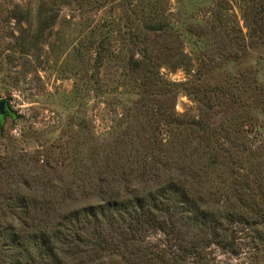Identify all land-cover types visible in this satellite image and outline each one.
Masks as SVG:
<instances>
[{
	"label": "trees",
	"instance_id": "1",
	"mask_svg": "<svg viewBox=\"0 0 264 264\" xmlns=\"http://www.w3.org/2000/svg\"><path fill=\"white\" fill-rule=\"evenodd\" d=\"M127 1L122 30L131 53L122 69L141 71L126 90L133 96L127 115L113 131L74 135L57 168L43 164L34 177L21 169L26 178L7 185L0 264H210L213 247L239 252L242 232L264 246V134H246L249 119L236 123L250 108L242 87L234 94L228 84L240 76L243 55L264 46V0H242L247 35L221 0H175L155 19L137 15L135 27ZM189 57L187 82L162 78L163 66ZM102 59L97 51L95 72ZM214 71L225 83L212 84L221 80ZM182 93L204 117L177 115Z\"/></svg>",
	"mask_w": 264,
	"mask_h": 264
},
{
	"label": "rangeland",
	"instance_id": "2",
	"mask_svg": "<svg viewBox=\"0 0 264 264\" xmlns=\"http://www.w3.org/2000/svg\"><path fill=\"white\" fill-rule=\"evenodd\" d=\"M148 2L127 1L130 26H136L133 22L137 15L140 20L155 19L176 5L175 0ZM221 4L233 14L231 21L247 35L243 1L221 0ZM122 6V0H0V101L7 100L14 115L7 116L0 126V201L8 194L9 183L26 178L21 169L32 176L31 171L37 172L39 166L49 162L57 168L69 158L74 135L82 140L88 128L97 134L110 132L116 126L114 121L127 115L124 109L133 96L126 90L137 86L141 71L123 74L122 65L128 62L131 46L122 30ZM193 7L195 3L191 11ZM97 51L102 53L103 64L95 72ZM190 57L163 66L162 78L187 82ZM229 67L231 72L237 69L233 63ZM246 68L254 70L252 75L244 74ZM238 70L240 76L249 78L244 80L235 73L236 78H230L228 84L234 94L242 87V102L246 101L244 107L250 109L249 113L238 114L236 123L249 119L244 126L252 133L246 134H256L262 140L264 46L256 44L245 53ZM220 75L224 72H215L221 80L214 79L212 84L225 83L226 78ZM175 111L186 120L204 117L199 104L185 93L179 95ZM20 160L25 162L21 164ZM17 161L19 171L11 169ZM239 235V252L232 254L213 247L210 264H264V246L248 243L243 238L246 232Z\"/></svg>",
	"mask_w": 264,
	"mask_h": 264
},
{
	"label": "water",
	"instance_id": "3",
	"mask_svg": "<svg viewBox=\"0 0 264 264\" xmlns=\"http://www.w3.org/2000/svg\"><path fill=\"white\" fill-rule=\"evenodd\" d=\"M8 113H11L10 110H8V101L7 100H1L0 101V117L4 118Z\"/></svg>",
	"mask_w": 264,
	"mask_h": 264
},
{
	"label": "flooded vegetation",
	"instance_id": "4",
	"mask_svg": "<svg viewBox=\"0 0 264 264\" xmlns=\"http://www.w3.org/2000/svg\"><path fill=\"white\" fill-rule=\"evenodd\" d=\"M8 110H10V108H9V106H8ZM11 111V110H10ZM7 116H12V112L11 113H8L7 115H6V117Z\"/></svg>",
	"mask_w": 264,
	"mask_h": 264
}]
</instances>
